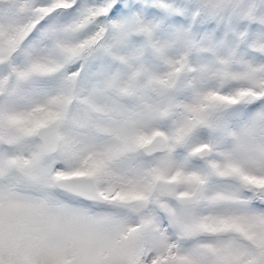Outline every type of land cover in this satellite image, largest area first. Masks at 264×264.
I'll use <instances>...</instances> for the list:
<instances>
[{"label":"snow or ice","instance_id":"snow-or-ice-1","mask_svg":"<svg viewBox=\"0 0 264 264\" xmlns=\"http://www.w3.org/2000/svg\"><path fill=\"white\" fill-rule=\"evenodd\" d=\"M0 264H264V0H0Z\"/></svg>","mask_w":264,"mask_h":264}]
</instances>
